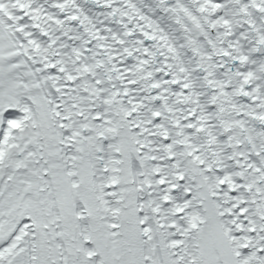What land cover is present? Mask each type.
Listing matches in <instances>:
<instances>
[{
    "label": "snow or ice",
    "instance_id": "obj_1",
    "mask_svg": "<svg viewBox=\"0 0 264 264\" xmlns=\"http://www.w3.org/2000/svg\"><path fill=\"white\" fill-rule=\"evenodd\" d=\"M0 264H264V0H0Z\"/></svg>",
    "mask_w": 264,
    "mask_h": 264
}]
</instances>
